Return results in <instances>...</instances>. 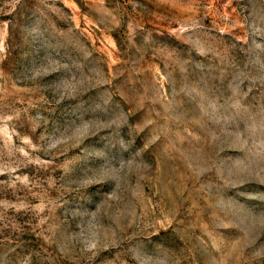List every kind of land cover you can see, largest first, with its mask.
I'll return each instance as SVG.
<instances>
[{
    "label": "rangeland",
    "instance_id": "374dc122",
    "mask_svg": "<svg viewBox=\"0 0 264 264\" xmlns=\"http://www.w3.org/2000/svg\"><path fill=\"white\" fill-rule=\"evenodd\" d=\"M0 264H264V0H0Z\"/></svg>",
    "mask_w": 264,
    "mask_h": 264
}]
</instances>
